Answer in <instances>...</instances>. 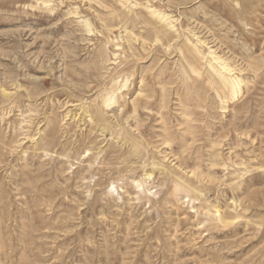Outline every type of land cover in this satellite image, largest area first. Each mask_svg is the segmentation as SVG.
<instances>
[{
  "label": "rangeland",
  "instance_id": "rangeland-1",
  "mask_svg": "<svg viewBox=\"0 0 264 264\" xmlns=\"http://www.w3.org/2000/svg\"><path fill=\"white\" fill-rule=\"evenodd\" d=\"M0 264H264V0H0Z\"/></svg>",
  "mask_w": 264,
  "mask_h": 264
},
{
  "label": "bare ground",
  "instance_id": "bare-ground-1",
  "mask_svg": "<svg viewBox=\"0 0 264 264\" xmlns=\"http://www.w3.org/2000/svg\"><path fill=\"white\" fill-rule=\"evenodd\" d=\"M227 84V83H226ZM229 84V83H228ZM229 88V87H228ZM235 88V87H234ZM231 90V89H230ZM231 93V92H230ZM48 151V150H47Z\"/></svg>",
  "mask_w": 264,
  "mask_h": 264
}]
</instances>
